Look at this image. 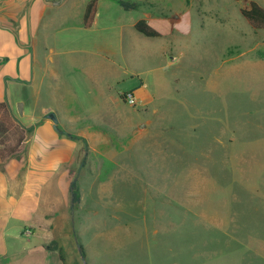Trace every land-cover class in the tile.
<instances>
[{
  "label": "rangeland",
  "instance_id": "374dc122",
  "mask_svg": "<svg viewBox=\"0 0 264 264\" xmlns=\"http://www.w3.org/2000/svg\"><path fill=\"white\" fill-rule=\"evenodd\" d=\"M47 1L58 3L45 30L57 51L91 41L79 37L86 31L74 7L85 0ZM98 1L102 17L126 25L144 12L166 21L185 17L191 31L178 34L184 55L172 68H158L153 56L138 68L146 92L165 99L131 107L142 123L148 119V131L116 136L114 162L86 152L82 168L36 175L21 187L20 212L5 233L21 236L22 249L44 242L63 264H264V29L239 12L250 1L264 8V0H124L136 5L132 11ZM167 24L152 27L164 36ZM92 36L122 60L126 36ZM69 68L61 65L63 80L76 83ZM118 76H128L119 80L123 91L140 85L135 76ZM1 77L0 70V99H8L15 86ZM14 95L27 112L45 107V97L35 101L28 89ZM67 176L83 191L75 206L70 194L64 206L56 194ZM46 211L62 217L41 239L26 237L22 226Z\"/></svg>",
  "mask_w": 264,
  "mask_h": 264
},
{
  "label": "crops",
  "instance_id": "0c3cea01",
  "mask_svg": "<svg viewBox=\"0 0 264 264\" xmlns=\"http://www.w3.org/2000/svg\"><path fill=\"white\" fill-rule=\"evenodd\" d=\"M30 1L0 0L1 78L7 86H15L9 100L0 99V102L7 104L14 120L26 130L21 151L4 162L0 161V264H63L56 252L45 248L44 242L22 249L19 246L21 236L14 231L11 232L15 234L10 236L11 232L5 233L11 224V217L20 212L21 187L29 186L36 175L54 172L59 168L65 173L66 169L82 168L86 152L92 154V158L95 156L97 159L102 158V161L114 162L111 152H115L116 136L127 137L143 130L148 131L152 127L148 125V119L142 123L138 113L121 97V93L126 91L118 87L119 80L123 81L128 76L121 78L118 75L123 73L130 75L129 78L141 77L142 72L138 68L150 56L157 58L160 64L158 68H172L184 55L179 46L178 34L189 35L191 23L185 17L166 21V18L152 17L144 12L143 17L126 25L119 19L102 17L97 0L94 21L91 27L84 28L82 17L89 1L85 0L74 7L78 15L81 13V26L86 31L79 37L87 39L91 35V41H79L73 50L63 52L56 50L50 43V35L45 32L49 20H52L50 7L58 3L33 0L29 13L31 22L28 24L27 8ZM109 7V4L105 5V8ZM139 20H145L151 26L168 22L165 37L163 34L156 38L140 34L134 28ZM28 27L30 32L32 29L30 36L26 34ZM98 31L106 35H118L122 39L127 37L126 47L122 48L120 55L122 60H116L111 47L95 42L92 34ZM151 41H154V48L149 50ZM10 65L11 72H8L6 70H9L7 67ZM61 65L70 66L69 78L76 83L67 81V78L63 80ZM174 80L177 82L178 79ZM139 82V87L130 90L137 96L138 106L150 107L158 101H165L146 92V83L140 78ZM24 89L29 90L35 101L43 95L45 107L40 111L27 112L26 104L14 95L15 91ZM51 112L56 116V124L45 117ZM159 119L156 116V120ZM63 180V187L56 190V194L63 197L60 199L62 206L68 199L73 181L70 176ZM78 188L82 202L83 191ZM59 217H62L61 213L55 217L54 212L46 211L41 213L37 222L23 224L21 229L26 237L41 239V235L51 229L53 220ZM9 239L14 240V243H10Z\"/></svg>",
  "mask_w": 264,
  "mask_h": 264
},
{
  "label": "trees",
  "instance_id": "16d2710c",
  "mask_svg": "<svg viewBox=\"0 0 264 264\" xmlns=\"http://www.w3.org/2000/svg\"><path fill=\"white\" fill-rule=\"evenodd\" d=\"M124 10L136 9L135 4H131L124 0H113ZM238 2L240 0H232ZM97 0H89L86 3L82 26L84 28L91 27L97 9ZM241 16L246 22L256 30L264 29V8L257 3L250 1L247 6L239 9ZM134 28L140 34L156 38L160 37L161 33L154 27L149 25L145 20H139L135 23ZM26 130L21 127L12 117L6 103L0 102V161L4 162L7 159L15 156L21 151L22 144L25 140ZM70 203L75 206L80 202L79 188L75 181L70 184ZM48 249V246L46 247Z\"/></svg>",
  "mask_w": 264,
  "mask_h": 264
},
{
  "label": "built area",
  "instance_id": "2783aa9c",
  "mask_svg": "<svg viewBox=\"0 0 264 264\" xmlns=\"http://www.w3.org/2000/svg\"><path fill=\"white\" fill-rule=\"evenodd\" d=\"M121 97L128 106L134 107L139 105V100L133 91H126L121 93Z\"/></svg>",
  "mask_w": 264,
  "mask_h": 264
},
{
  "label": "water",
  "instance_id": "95a60500",
  "mask_svg": "<svg viewBox=\"0 0 264 264\" xmlns=\"http://www.w3.org/2000/svg\"><path fill=\"white\" fill-rule=\"evenodd\" d=\"M32 1L33 0L30 1L29 5H28V8H27V18H28L27 20H28V22H29V11H30V6H31ZM44 1L47 2V3H52V2H49L47 0H44ZM45 117L48 118V119H50V120H52V122L54 124H56L57 119H56V116H55L54 113L51 112V113L47 114ZM55 128H56V125H55Z\"/></svg>",
  "mask_w": 264,
  "mask_h": 264
}]
</instances>
